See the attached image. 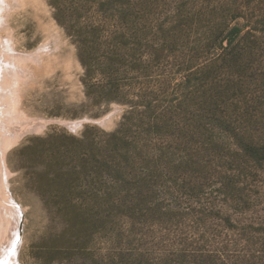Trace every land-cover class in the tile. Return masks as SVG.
I'll list each match as a JSON object with an SVG mask.
<instances>
[{
  "label": "rangeland",
  "instance_id": "obj_1",
  "mask_svg": "<svg viewBox=\"0 0 264 264\" xmlns=\"http://www.w3.org/2000/svg\"><path fill=\"white\" fill-rule=\"evenodd\" d=\"M19 1L0 35L38 53L17 109L47 124L5 150L18 261L264 264V0ZM125 116L124 174L55 186L35 140L115 151Z\"/></svg>",
  "mask_w": 264,
  "mask_h": 264
},
{
  "label": "bare ground",
  "instance_id": "obj_2",
  "mask_svg": "<svg viewBox=\"0 0 264 264\" xmlns=\"http://www.w3.org/2000/svg\"><path fill=\"white\" fill-rule=\"evenodd\" d=\"M13 2L18 4L20 1L0 0V32L6 28ZM13 44L10 34L0 35V262L3 264H23L18 261L22 210L14 203L8 190L10 173L6 166L5 150L16 144L22 134L38 133L47 124L45 120H32L17 109L18 89L26 73L23 63L28 59L36 61L38 53L20 54ZM79 122L70 123L68 129L74 125L77 127ZM13 246L15 251H11Z\"/></svg>",
  "mask_w": 264,
  "mask_h": 264
},
{
  "label": "trees",
  "instance_id": "obj_3",
  "mask_svg": "<svg viewBox=\"0 0 264 264\" xmlns=\"http://www.w3.org/2000/svg\"><path fill=\"white\" fill-rule=\"evenodd\" d=\"M123 119V124L120 125V128L110 135V138L115 141L112 144H116L114 147L115 151L106 149L103 152L99 151L98 153H95L90 147L87 148L88 151H85L84 149L88 147L89 144L86 143L87 137L85 136L89 131L87 128H84V135H82L80 139L62 136L64 141H55V138L50 136L46 137V140H35V142H39V147L42 149H48L51 158V162L50 160H48V162L49 164H52V168L58 171L54 181L56 183L55 186L65 188L68 192L75 191L79 183L90 184L88 179L98 183L102 179V175L105 174L102 171L104 165H108V169L112 164L116 165L113 170L109 169V175H123L125 171L121 168L122 164L124 165L129 160V151L127 148L128 141L126 140V134L123 130L131 126L129 122L130 118H128V116H125ZM139 122L143 127H146V131L144 130L145 133L154 135L155 133L152 132V130L160 124L161 120H158L151 115H145V117H140ZM66 141L74 142L77 147L69 148ZM255 146L256 147L250 146V148L257 152H262L261 157L264 160V143H256ZM68 161L75 164L70 169H66V163ZM87 161H94V163L99 166H91V170H88ZM35 181L38 184L43 183L46 179L41 175L38 176Z\"/></svg>",
  "mask_w": 264,
  "mask_h": 264
},
{
  "label": "water",
  "instance_id": "obj_4",
  "mask_svg": "<svg viewBox=\"0 0 264 264\" xmlns=\"http://www.w3.org/2000/svg\"><path fill=\"white\" fill-rule=\"evenodd\" d=\"M83 122L84 121L79 122L77 126H82Z\"/></svg>",
  "mask_w": 264,
  "mask_h": 264
},
{
  "label": "snow or ice",
  "instance_id": "obj_5",
  "mask_svg": "<svg viewBox=\"0 0 264 264\" xmlns=\"http://www.w3.org/2000/svg\"><path fill=\"white\" fill-rule=\"evenodd\" d=\"M11 251H15V247L13 246V248L11 249ZM0 264H3V262H0Z\"/></svg>",
  "mask_w": 264,
  "mask_h": 264
}]
</instances>
